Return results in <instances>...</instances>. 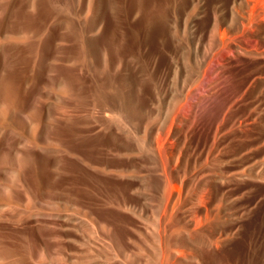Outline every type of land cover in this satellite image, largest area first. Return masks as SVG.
Segmentation results:
<instances>
[{"label": "rangeland", "instance_id": "rangeland-1", "mask_svg": "<svg viewBox=\"0 0 264 264\" xmlns=\"http://www.w3.org/2000/svg\"><path fill=\"white\" fill-rule=\"evenodd\" d=\"M163 249L264 264V0H0V264Z\"/></svg>", "mask_w": 264, "mask_h": 264}, {"label": "bare ground", "instance_id": "bare-ground-1", "mask_svg": "<svg viewBox=\"0 0 264 264\" xmlns=\"http://www.w3.org/2000/svg\"><path fill=\"white\" fill-rule=\"evenodd\" d=\"M26 41V40H25ZM83 70V69H82ZM7 91V90H6ZM78 92V91H77ZM8 94V93H7ZM59 96V95H58ZM60 97V96H59ZM15 102V101H14ZM6 128V127H5ZM4 129V128H3ZM19 136V135H18ZM165 168V167H164ZM9 177V176H8ZM217 206V205H216ZM219 208V207H218ZM178 233V232H177ZM167 241V240H166ZM166 243V242H165ZM168 248V247H167ZM171 251V250H170ZM163 254L160 256V264H168L170 255L168 249H163ZM216 257V256H215ZM2 258V257H1ZM8 263V262H7Z\"/></svg>", "mask_w": 264, "mask_h": 264}]
</instances>
